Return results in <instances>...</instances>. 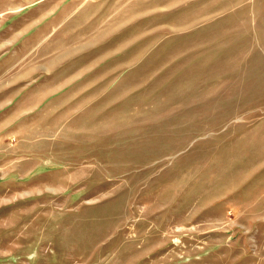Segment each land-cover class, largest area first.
Returning a JSON list of instances; mask_svg holds the SVG:
<instances>
[{
  "label": "rangeland",
  "instance_id": "1",
  "mask_svg": "<svg viewBox=\"0 0 264 264\" xmlns=\"http://www.w3.org/2000/svg\"><path fill=\"white\" fill-rule=\"evenodd\" d=\"M0 264H264V0H0Z\"/></svg>",
  "mask_w": 264,
  "mask_h": 264
}]
</instances>
